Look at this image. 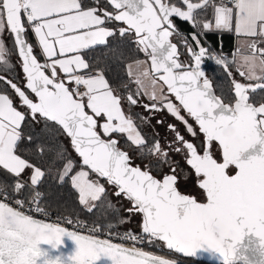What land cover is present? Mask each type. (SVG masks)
Instances as JSON below:
<instances>
[{"label":"snow or ice","instance_id":"1","mask_svg":"<svg viewBox=\"0 0 264 264\" xmlns=\"http://www.w3.org/2000/svg\"><path fill=\"white\" fill-rule=\"evenodd\" d=\"M233 32L251 39L230 60L220 36L219 52L208 36ZM121 45L144 58L135 73L127 65L130 81L114 86L97 53L122 60ZM206 60L224 70L232 96L216 93ZM0 83V264H177L138 246L145 243L188 258L206 252L213 264H264V0H0ZM164 112L199 142L176 123L167 124L171 139L155 131L149 139L143 126L154 129L151 119ZM25 144L40 163L22 155ZM49 154L51 166L42 167ZM177 155L205 202L179 190L187 173ZM50 180L70 186L87 213L116 212L117 222L103 225L63 218L108 238L34 218L49 216ZM106 186L130 202L127 216ZM132 215L141 217L139 233L113 231ZM65 237L74 254L59 251Z\"/></svg>","mask_w":264,"mask_h":264},{"label":"trees","instance_id":"2","mask_svg":"<svg viewBox=\"0 0 264 264\" xmlns=\"http://www.w3.org/2000/svg\"><path fill=\"white\" fill-rule=\"evenodd\" d=\"M176 24H177V28L181 32L185 33V35H187L191 31V28L187 22L176 20ZM218 36H220L223 42V54L230 57V54L234 46V37L227 34H210L208 36V39L211 44V49H215L217 50V52H219V44H220V40L218 39ZM121 51L124 53L122 60L115 59V56L112 53H108L107 56H105L102 52L97 53V59L100 61V64L103 65L105 62L108 64L109 67L107 71V77L114 86L118 85L122 80L130 81L131 79L127 72V65L134 62L135 59L137 58L139 59L144 58L142 54L134 53L126 45H121ZM204 68L206 70V74L208 75V78L213 83V87L216 93L218 95H224L228 97L232 96V84L229 77L224 72V70L221 67H217L214 64H207L204 66ZM130 87L132 88V90H135L136 86L135 84H130ZM4 89H5V85L3 83H0V90H4ZM8 91L11 94V90L9 89ZM123 92L124 89H121V93ZM131 111L134 115L135 114L143 115L144 113H146L144 112L143 108H133ZM60 139L63 141V144L68 147V151L72 153V149L68 143V140L64 137H60ZM23 147L26 149V151L22 153V155L33 160V162L40 163V157L36 155L34 145L25 144L23 145ZM72 155L75 156V153H72ZM51 160H52V156L51 154H49L45 158V163H43L41 166L42 167L51 166L50 165ZM46 191H47V197L44 206L49 210L57 211L64 214H69L72 216H80L81 214L84 213L86 215H90L86 213L84 209L79 205L77 196L75 192L71 190L70 186L58 187L56 186L55 181L50 180L49 183L46 185ZM92 221H97V220L94 217L92 218ZM159 252L162 254V251L159 250Z\"/></svg>","mask_w":264,"mask_h":264},{"label":"flooded vegetation","instance_id":"3","mask_svg":"<svg viewBox=\"0 0 264 264\" xmlns=\"http://www.w3.org/2000/svg\"><path fill=\"white\" fill-rule=\"evenodd\" d=\"M167 114V113H166ZM168 115V114H167ZM170 117V116H169ZM172 121L169 122L167 120H165V124L164 125H156L155 124V128L153 131L155 132H160V137L164 138V139H171L172 134L168 132L167 130V124L168 123H176L178 125L179 130L182 132V134H184L186 136V138L190 139V140H194V138L190 137L186 131L184 130L183 125H180L178 121H175V119L173 117ZM166 119V118H165ZM191 122V121H190ZM203 139V137L201 136V140ZM163 142V141H162ZM194 142H199V141H195ZM130 151V149H129ZM131 154V152H130ZM136 154V153H135ZM217 155H219V153H217ZM134 160V159H133ZM135 161V160H134ZM183 161V160H182ZM181 164V167H183L185 169V172H188L189 177H187V179H181L179 182V190L184 193V194H189V195H194L198 201L201 202H205L206 198L204 197L202 190H200L197 185H196V177L194 172L190 169L189 166H187L184 161ZM166 171V169H165ZM158 176V178L160 176L163 175V173L161 172H156L154 173ZM123 203V205H121L120 203V209L121 212L123 214V212H126V206L127 204L123 201H121ZM131 205V204H130ZM128 215V213H127ZM135 218L136 222H131L130 226L133 228L135 227L139 233L140 232V221H141V217L140 215H132ZM136 223V224H135ZM116 230H119L118 228H115ZM122 231V230H121ZM159 246V250L166 253V255L173 257L175 260L179 261L180 263H186V264H213V262L209 259V254L206 252H201L198 254L197 257H193V258H188V257H184L182 254L175 252L174 250H168L166 247H164L161 244L158 245Z\"/></svg>","mask_w":264,"mask_h":264},{"label":"rangeland","instance_id":"4","mask_svg":"<svg viewBox=\"0 0 264 264\" xmlns=\"http://www.w3.org/2000/svg\"><path fill=\"white\" fill-rule=\"evenodd\" d=\"M5 37H6L7 42H9V41L11 42V37H9L8 35H5ZM10 44H11V43H10ZM245 52H246V51H242V53H245ZM13 61L16 62V58H15V56H13ZM217 67H219V66H217ZM15 72L18 74L19 82L22 84V83H23V75H22V72H21L19 66L16 67ZM238 79H239V78L236 77V80H238ZM143 115H147V113H144ZM148 115H149V114H148ZM169 116H170V115H167L166 112H164V113H158V114H156L155 118H152V119H151V124H152V125H155V124H156V123H155L156 119H163L164 121L167 120V121L171 122V121H172V118H171V116H170V117H169ZM165 118H166V119H165ZM153 130H154V129H153L150 125H144V126H143L144 134L147 135V136L149 137V139H151V133L153 132ZM158 133L160 134V132H158ZM130 152H131V155L133 156V159L135 160L134 163H136V164L140 165L141 167H143V164H142V162H141V159H142V158L136 153V151H135L134 149H130ZM135 153H136V154H135ZM175 159L180 160V163L183 162L179 155H177V156L175 157ZM186 173H187V177H189L188 172H186ZM91 178H95V177L92 176ZM106 187H108V191H109V197H108V198H109V200H111V202H112V204L114 205L115 209L118 210V212H119V216H120V217H125V216H127V213H125V211L123 212V214H122V212H121L120 206L123 205V203H122L121 201H123V202H125V203L127 204L126 209L129 208V207H131L130 202H128L127 200H122V199H120V198H117V197L111 195V193L113 192V189H112L110 186H106ZM120 203H121V205H120ZM91 215H92V214H90V215H86V214L84 213V214H81L80 216H77V217H79V218H81V219H83V220H85V221H88V222H90V223H91V222H94V223H98V224H101V225H103V224H105V223H107V222L116 223V222H117V219H118L116 212H114V211H112V210H108V211L104 214V216L102 217V218H105V221H104V222L100 221V220H101L100 212L96 213L95 216H94V217L96 218L97 221H92V218H93V217H92ZM98 217H99V218H98ZM133 221L136 222V221H135V218L132 216L130 222L125 223V224H122V225H118L117 228H118L119 230H122V231H127L128 229H131V230H133L134 232H138V230H137L135 227L132 228V227L130 226V223L133 222ZM92 224H93V223H92ZM135 224H136V223H135ZM158 247H159V246H157V248H158ZM160 254H161V253H160ZM161 256H163L164 258H167V259L175 260L173 257H170V256L166 255V253H164V252H162ZM175 261H177V260H175ZM177 262H179V261H177ZM182 264H186V263H182Z\"/></svg>","mask_w":264,"mask_h":264},{"label":"built area","instance_id":"5","mask_svg":"<svg viewBox=\"0 0 264 264\" xmlns=\"http://www.w3.org/2000/svg\"><path fill=\"white\" fill-rule=\"evenodd\" d=\"M229 6L231 7L232 5L229 4ZM207 64H214L216 65L214 62L212 61H209V60H206L205 63H204V66L207 65ZM218 66V65H216ZM220 67V66H219ZM14 206V205H13ZM44 206V205H43ZM45 207V206H44ZM46 208V207H45ZM46 210L49 212V216L47 218L41 216L40 214H37V213H30L34 216V218H37V219H47L49 222H53V223H59L61 224L62 226L64 227H67L69 228L70 230H77V231H80L82 232L83 234L85 235H89V234H94V235H98L100 236L101 238H108L105 234H104V231L102 230L100 233H90L88 228H81V229H77L75 227V225H67L64 223V220L63 218L64 217H70V218H73L74 220L75 219H79L81 221H84L87 225L91 226L92 223L88 222V221H85L77 216H72V215H69V214H64V213H60V212H57V211H51L49 210L48 208H46ZM58 217H60V219H57ZM113 231H117L116 229H113ZM121 234L124 233L125 231H121V230H118ZM114 242L116 243H122V241H120L119 239H114ZM130 246V245H129ZM139 247H142L145 251H149V252H152L154 254H157V255H160V252H159V247L157 248V246H149L147 243L143 244V245H138ZM163 257V256H162Z\"/></svg>","mask_w":264,"mask_h":264},{"label":"crops","instance_id":"6","mask_svg":"<svg viewBox=\"0 0 264 264\" xmlns=\"http://www.w3.org/2000/svg\"><path fill=\"white\" fill-rule=\"evenodd\" d=\"M211 15V14H210ZM176 24V23H175ZM176 26H177V24H176ZM222 34H227V35H231V36H233L234 37V46H233V50H232V52H231V54H230V57H229V59L231 60V58H232V54L233 53H236L238 56H239V54H242V51H248V49H247V42H248V40L249 39H251V38H247V37H244L243 35H236L234 32L233 33H222ZM4 39H5V41L7 42V40H6V37L4 36ZM173 41L174 42H178V38H173ZM7 43H11L10 41L9 42H7ZM181 51L183 52V48H181ZM245 52V53H246ZM132 64V69H131V71L133 72V73H135L136 71H137V68H136V66H135V63L134 62H132L131 63ZM233 70V72H234V76H235V79H236V77L237 78H239L238 79V81H240V82H243V83H248V81H245V80H243V78H241L238 74H235V69L233 68L232 69ZM129 70H128V68H127V72H128ZM129 75V74H128ZM130 77V76H129ZM130 79H132L131 77H130ZM125 111L127 112L128 111V109H127V106H125ZM147 136V135H146ZM91 178V177H90ZM86 212V211H85ZM99 212V211H98ZM97 212V213H98ZM87 213V212H86ZM88 214H90V213H88ZM93 215V214H92ZM91 215V216H92ZM94 216L95 215H93L92 217L94 218ZM99 218V217H98ZM100 221H102V222H104L105 221V218H102L101 217V220Z\"/></svg>","mask_w":264,"mask_h":264},{"label":"water","instance_id":"7","mask_svg":"<svg viewBox=\"0 0 264 264\" xmlns=\"http://www.w3.org/2000/svg\"><path fill=\"white\" fill-rule=\"evenodd\" d=\"M175 20V23H176V20L178 21H181L180 19L178 18H174ZM175 37V36H174ZM173 37V38H174ZM182 59H186V55L185 56H182L181 57ZM195 126V125H194ZM43 249L45 250H50V246H47V245H43L42 246ZM77 249V246L76 244L74 243V241H72L71 239L65 237L64 238V242H63V245L61 246L60 248V252L64 253L66 256L69 255V254H74L75 251ZM54 255H58L59 253H53ZM177 262V261H176ZM98 264H112L111 260L107 259V258H102L101 261L98 262ZM177 264H182L180 262H177Z\"/></svg>","mask_w":264,"mask_h":264}]
</instances>
